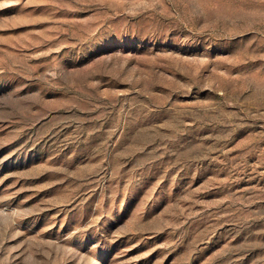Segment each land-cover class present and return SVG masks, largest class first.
<instances>
[{
	"label": "rangeland",
	"instance_id": "1",
	"mask_svg": "<svg viewBox=\"0 0 264 264\" xmlns=\"http://www.w3.org/2000/svg\"><path fill=\"white\" fill-rule=\"evenodd\" d=\"M0 264H264V0H0Z\"/></svg>",
	"mask_w": 264,
	"mask_h": 264
}]
</instances>
